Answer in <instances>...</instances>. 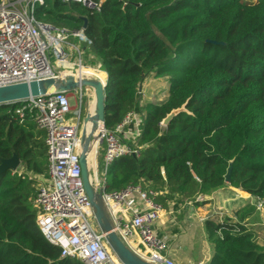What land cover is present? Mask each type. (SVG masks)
<instances>
[{
	"label": "trees",
	"instance_id": "trees-1",
	"mask_svg": "<svg viewBox=\"0 0 264 264\" xmlns=\"http://www.w3.org/2000/svg\"><path fill=\"white\" fill-rule=\"evenodd\" d=\"M36 16L59 28H84L85 65L93 61L108 74L106 128L132 110L145 115L134 142L140 154L112 163L107 190L140 184L178 213L228 185L233 162L229 185L264 200V0H105L100 10L45 0ZM153 73L167 78L169 94L142 107L140 87ZM22 104L0 105V164L16 154L23 166L0 174V264H85L62 258L61 247L38 228L37 185L50 177L46 132L35 109L17 113ZM257 212L248 203L236 221L218 215L205 221L214 245L209 264H264L252 226Z\"/></svg>",
	"mask_w": 264,
	"mask_h": 264
},
{
	"label": "built area",
	"instance_id": "built-area-1",
	"mask_svg": "<svg viewBox=\"0 0 264 264\" xmlns=\"http://www.w3.org/2000/svg\"><path fill=\"white\" fill-rule=\"evenodd\" d=\"M63 1H76L100 10L105 0ZM44 4L45 0H0V86L64 73L77 74L79 69L87 67L77 45L89 41L84 28L68 30L38 20L37 7ZM72 50L78 53L77 60L70 59L75 56L69 53ZM53 57H56L55 65ZM94 69L102 70L100 64ZM85 89L75 90L80 99ZM72 96L68 92L46 94L19 102L23 104L17 109L21 116L26 109H35L36 123L46 132L50 177L40 182L35 198L40 210L38 228L50 243L61 247L62 258H77L85 264H123L99 228L85 191L80 164V114L72 116ZM144 116L143 112L132 110L115 129L106 126L102 129L96 143L97 150L103 151L104 165L101 173L94 170L93 180L98 189H103L114 231L123 242L150 262L174 264L166 254L169 237L159 230L166 212L157 200L159 192L140 184L114 191L106 188L105 175L112 163L128 154H140L134 142L141 134ZM259 201L262 202L256 207L262 210L264 200Z\"/></svg>",
	"mask_w": 264,
	"mask_h": 264
},
{
	"label": "water",
	"instance_id": "water-1",
	"mask_svg": "<svg viewBox=\"0 0 264 264\" xmlns=\"http://www.w3.org/2000/svg\"><path fill=\"white\" fill-rule=\"evenodd\" d=\"M219 43L217 41H212ZM223 43V42H222ZM104 80L98 76H85L83 74L64 73L56 77L45 79H36L29 82H20L0 86V105L12 104L27 101L34 97L43 96L57 92L73 93L83 87H88L94 90L95 93V109L90 116L89 113L85 118L90 121L91 126L87 131L84 125L81 134V153L80 164L82 169V179L84 182L85 191L91 201L95 219L101 231L105 234V239L115 255L123 264H156L142 258L133 249L123 242L120 236L114 231V224L108 212L104 201L103 189H98L93 178L94 170L90 160V153L95 146V143L102 136V129L105 127L106 115V94L105 87L107 85L108 74ZM142 86L140 87L141 91ZM185 110V107L173 109L162 121L163 126H167L179 113ZM90 116V117H89ZM21 161L14 154L11 158H2L0 164V174L11 169L16 170ZM233 162L230 163L226 174V183H231V173Z\"/></svg>",
	"mask_w": 264,
	"mask_h": 264
},
{
	"label": "crops",
	"instance_id": "crops-1",
	"mask_svg": "<svg viewBox=\"0 0 264 264\" xmlns=\"http://www.w3.org/2000/svg\"><path fill=\"white\" fill-rule=\"evenodd\" d=\"M223 189L239 192L240 198L230 196ZM206 198L207 201L203 205L196 206L189 201L178 213L172 210L166 211L161 218L159 230L169 237V249L166 254L174 264H209L214 254V245L207 235L205 221L217 215L236 221L237 211L247 205L245 202L257 199L250 193L233 186L228 188L224 186ZM250 204L255 205L252 202ZM177 214H181V217ZM252 226L257 231L258 242L264 246V238H260L258 234L257 223H253Z\"/></svg>",
	"mask_w": 264,
	"mask_h": 264
},
{
	"label": "rangeland",
	"instance_id": "rangeland-1",
	"mask_svg": "<svg viewBox=\"0 0 264 264\" xmlns=\"http://www.w3.org/2000/svg\"><path fill=\"white\" fill-rule=\"evenodd\" d=\"M77 43V42H76ZM77 45L79 47H81V44L77 43ZM64 49L66 51H68V46H64ZM70 54H74V57L70 56V59L74 58L75 60L78 59V53L75 51H71L69 52ZM84 58V57H83ZM73 60V59H72ZM52 63L55 65L56 64V57L52 58ZM83 63L85 64V61L83 60ZM88 65H86L87 67L90 68H96L97 66H94L93 61H89ZM93 63V64H92ZM94 66V67H93ZM63 68V67H60ZM61 70H65V69H61ZM75 71V70H74ZM101 72H104L103 70H101ZM88 74L94 75L95 73H90V72H86ZM106 77V76H105ZM104 77V78H105ZM144 84H142V88L141 91L139 92L141 94V102H142V107L150 101H155V100H163L166 99L168 97L169 94V87L170 84L167 81V78H157L155 77L154 73L150 75V77L146 78L143 82ZM72 97L70 98L71 104H73V112H72V116H76L78 114H80V130L82 131L84 125H85V118L87 116V114L89 113V110L91 108V103L93 102L94 98H95V93L93 89H90L87 87V89H85L83 91V96L82 99H80V95L76 94V92L72 93ZM82 100V101H81ZM92 163V169L93 170H97L99 173H101V166L103 163V151L101 148H99L97 150L96 156H95V162H91ZM23 170V166L19 165L16 170L13 171H20ZM40 182L42 180H44V177H39ZM228 184V183H227ZM40 186V183L37 185ZM230 185H226L225 188H228ZM240 189V188H239ZM226 193H228L230 196H234L236 198H240V194L239 192L235 191V190H230V189H223ZM242 190V189H241ZM244 199L246 198L245 196L243 197ZM250 201V200H249ZM249 201L245 202V205L248 204ZM253 203L255 204V206H258L260 204L259 199H255L253 201H250L249 203ZM260 212V213H259ZM259 212H257V214L254 216L255 222L257 223L258 226H256L258 229V234L261 237L264 238V207H262V210H259ZM263 214V215H260ZM212 217V216H211ZM223 216H220L219 219L222 220ZM93 225L95 227H97V224L95 222V220L92 221ZM255 227V228H256Z\"/></svg>",
	"mask_w": 264,
	"mask_h": 264
},
{
	"label": "bare ground",
	"instance_id": "bare-ground-1",
	"mask_svg": "<svg viewBox=\"0 0 264 264\" xmlns=\"http://www.w3.org/2000/svg\"><path fill=\"white\" fill-rule=\"evenodd\" d=\"M86 72L97 73V74H100L101 76L105 77L104 76L105 72L97 71V70H95L93 68H89V67H83V68L79 69L77 74L80 73V74H83V75L88 76V77L94 76V75L88 74ZM101 80H103V79H101ZM94 109H95V98H94L93 102L91 103V108L89 110L90 116L93 114ZM85 126L87 128V131H89L90 126H91V123L89 120L85 122ZM96 151H97V143H95V146L93 147V149L90 153V160L93 163L95 162Z\"/></svg>",
	"mask_w": 264,
	"mask_h": 264
}]
</instances>
